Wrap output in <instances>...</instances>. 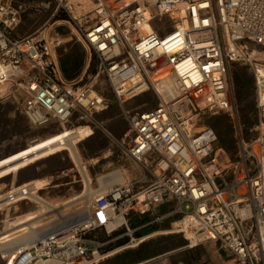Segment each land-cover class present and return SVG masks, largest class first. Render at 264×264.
<instances>
[{
	"label": "built area",
	"instance_id": "built-area-1",
	"mask_svg": "<svg viewBox=\"0 0 264 264\" xmlns=\"http://www.w3.org/2000/svg\"><path fill=\"white\" fill-rule=\"evenodd\" d=\"M52 1L95 58L127 125L115 143L140 173L95 195L85 220L57 228L16 264L99 260L106 243L92 234L128 230L130 214L153 216L160 207L168 211L154 223L172 219L173 232L195 245L216 243L233 264H264V0H91L84 13L79 3ZM20 23L15 0H0L3 94L32 128L100 127L95 116L105 100L93 85L62 78L55 52L62 41L50 44L46 31L16 39ZM233 64L252 76L258 135L244 141L239 133L231 157L201 125L220 114L236 118ZM166 79L171 101L161 94ZM149 92L154 109L123 108Z\"/></svg>",
	"mask_w": 264,
	"mask_h": 264
},
{
	"label": "rangeland",
	"instance_id": "rangeland-1",
	"mask_svg": "<svg viewBox=\"0 0 264 264\" xmlns=\"http://www.w3.org/2000/svg\"><path fill=\"white\" fill-rule=\"evenodd\" d=\"M85 1L88 3V0ZM15 3L21 11V23L14 33V38L31 37L41 31H46L50 44L57 40L63 41L61 46L55 49L59 69L60 61L66 59L67 56H70L69 59L71 60L81 58L83 64L79 76L72 81L79 82V85L84 86L93 85V90L102 95L105 100L104 107L95 116L101 128H92L94 135L78 145L79 156L84 164L86 163L85 166L90 176L92 192L100 187L98 182L100 177L118 170L125 172L127 177L125 182L132 181L139 175V167L131 162L115 143V140L122 138L127 130V125L107 83L101 75L97 74L95 58L74 37L73 29L67 23V16L57 10L52 0H15ZM73 3L76 5L78 2L73 1ZM82 7L80 4V9L75 8V10L84 13L91 9V6ZM244 67L240 64L231 65L229 68L230 77L234 70L241 72V70H245ZM246 73L250 74L248 69ZM60 74L62 76L61 71ZM162 96L164 100L170 101L173 94L165 92ZM250 101L251 98L246 99V105ZM128 103V108L130 106L133 107L131 109L125 108L126 103L123 106L125 110L141 112L154 109L158 104V100L155 93L149 92ZM236 108V118L232 119L225 114H220L210 118L207 122L204 121L201 125L208 124L211 128L216 125L227 127V135H224L223 129L220 137L227 141V146L231 151L230 153L225 151L231 157H234L237 152L239 133L244 141H250L258 135L255 130L257 118L254 125L245 131L237 103ZM81 126L84 125L77 126L74 122H71L65 127L51 125L39 129L32 128L22 114L15 98L12 95H1L0 93V160L26 149L34 142L56 135L62 132L64 128L70 130ZM218 137L219 142L220 137ZM218 146L220 147L219 143ZM40 176H49V182L46 187L43 186L41 181H32ZM26 184L41 187L40 190L36 191V196L46 203L56 206L57 209L49 212L44 205L32 200L8 205L0 210V237L7 236L6 239L18 237L27 232L25 228L31 226L38 227L37 231L39 233L44 232L53 226L64 225L63 222L69 219L70 216L68 215L71 212L75 216L84 210L85 205L82 201L63 205L70 198H74L84 192L81 176L66 152L40 161L13 176L1 180L0 199L7 198L3 197ZM88 197L89 206L92 198L91 196ZM145 209L148 210L147 208ZM166 211H168V207H160L156 209L153 216L150 214L142 216L130 214L127 217L128 230L121 229L109 236L103 231L95 232L90 238L106 243L101 255L102 258L99 260L86 259L75 264H175L178 255L175 250L184 244L187 246L191 245V241L189 236L173 232L170 226L172 219H164L154 223L156 216H164ZM60 215L64 219H60ZM141 217L148 219L147 226L161 227V229L156 233L136 238L135 232L138 229H132L130 223L132 219H140ZM123 239H126L127 243L118 247V242ZM211 244L214 246V249L211 248V250L215 254H222L216 243L206 242L195 246L206 245L209 247ZM160 254H163V256L148 262L152 257ZM3 262L0 258V264H3Z\"/></svg>",
	"mask_w": 264,
	"mask_h": 264
},
{
	"label": "bare ground",
	"instance_id": "bare-ground-1",
	"mask_svg": "<svg viewBox=\"0 0 264 264\" xmlns=\"http://www.w3.org/2000/svg\"><path fill=\"white\" fill-rule=\"evenodd\" d=\"M70 1H77L79 4L83 6L82 8H86L92 5L91 0H88V3L85 0H70ZM163 84H164V88L161 90V94L163 95L165 92L172 93L173 97L171 100H173L176 94L174 92L172 82L166 79L164 80ZM5 90H6L5 86L3 87L0 86L1 95L5 92ZM93 135H94L93 130L86 126L76 127L70 130L64 128L62 132L56 135L34 142L26 149L0 160V181L9 176L15 175L18 172L40 161L49 159L53 156L66 152L69 154L72 163L74 164L75 168L77 169V172L81 176L82 184L84 186V192L74 197L70 201L63 203V205L82 201L85 206H84V210L81 213L71 217L68 220H65L63 223L64 225H67L72 221H77V220L83 221L88 215V204H89L88 196H91V198H93L92 195H94L95 193L92 192L90 188L91 186L90 176L85 166L86 163L84 164V162L81 160L79 156L80 153L78 152L79 151L78 145L81 144L82 142L87 141ZM124 181H125V177L123 175V172L119 170L110 173L106 176L100 177L98 179L99 184L102 186V190H106L115 185L124 183ZM40 189L41 187H39L38 185L31 186L29 184L18 187L17 189L11 191L10 193H8L6 196L3 197V198L5 197L7 198L0 199V210L8 205L17 204L18 202H22V201L32 200L37 202L38 204L44 205V207L49 212L55 211L57 209L56 206L50 205L36 196L35 194L36 191ZM142 211L145 213L147 212L145 208H143ZM62 217H63L62 215L59 216L60 219H64ZM62 226L63 225L53 226L46 231H44L42 228L44 232H40V233L37 231L38 227L31 226L25 228L27 232L23 233L18 237L6 239L7 236H1L0 258L1 260L4 261L3 264H16L19 258L21 257V255L23 254V252L26 251L30 246H32L33 244L39 241H42L44 237H46L47 235L55 231L57 228ZM113 226H108V229L112 228ZM194 245H195L194 242H191V246Z\"/></svg>",
	"mask_w": 264,
	"mask_h": 264
},
{
	"label": "trees",
	"instance_id": "trees-1",
	"mask_svg": "<svg viewBox=\"0 0 264 264\" xmlns=\"http://www.w3.org/2000/svg\"><path fill=\"white\" fill-rule=\"evenodd\" d=\"M69 57L70 56H67L66 59L60 61V71L62 73V77L65 81L68 82L74 80L76 77L79 76L83 64L81 58L71 60L69 59ZM244 69L245 70H241V72L234 70L232 72L231 78L234 87L233 93L235 103L239 105L242 125L244 130L247 131L256 122V113L253 79L250 74L246 73L247 67H244ZM249 98H251V101L248 103V105H246V99ZM212 129L215 131L217 137H220V133L223 129L224 135H227V127L224 128L223 126L216 125L213 126ZM218 143L220 147L230 153L231 150L227 146V141L220 137ZM147 223L148 219L146 217H141L140 219L135 218L131 220L130 227L134 230L138 229V231L135 232L136 238L144 237L157 230L156 227L147 226ZM125 243H127L126 239L119 241L118 247L124 245Z\"/></svg>",
	"mask_w": 264,
	"mask_h": 264
},
{
	"label": "crops",
	"instance_id": "crops-1",
	"mask_svg": "<svg viewBox=\"0 0 264 264\" xmlns=\"http://www.w3.org/2000/svg\"><path fill=\"white\" fill-rule=\"evenodd\" d=\"M56 59H57V57H56ZM57 66H58V62H57ZM58 69H59V67H58ZM59 72H60V69H59ZM128 104L129 103L126 104V107L125 108L131 109L133 106H130V108H128ZM99 112L100 111H98L97 114ZM123 175H124L125 181H126L127 177H126L125 172H123ZM36 180L37 181H41L42 184H43V186L46 187V184L49 182V176H40L38 178H34V180H32V181H36ZM100 187H101V185H100ZM100 187H98V189L94 191L95 194L92 195L93 197L95 195H97V194H100V193L105 192V190H102V187L101 188ZM101 190H102V192H101ZM71 199H73V197L70 198V200ZM73 215H74L73 212H71L68 215V216H70L69 219ZM74 222L75 221H72V222L68 223L67 225L72 224ZM160 229H161V227L160 228H157V230H155L152 233H156ZM211 248L214 249V246L212 244L209 245V247H207L206 245H199V246H195V245L194 246H191V245H189V246H187L186 244H184L183 246H181L180 248H177L175 250V252L178 253V255H177V261L175 262V264H233V262H232V260H231L230 257H228L227 255H225L223 252H221L222 254H215L214 251L211 250ZM162 256H163V254L154 256L150 260H148V262L149 261H154V260L158 259V257H162Z\"/></svg>",
	"mask_w": 264,
	"mask_h": 264
}]
</instances>
